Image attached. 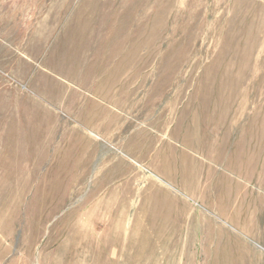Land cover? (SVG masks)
<instances>
[{
  "label": "rangeland",
  "instance_id": "rangeland-1",
  "mask_svg": "<svg viewBox=\"0 0 264 264\" xmlns=\"http://www.w3.org/2000/svg\"><path fill=\"white\" fill-rule=\"evenodd\" d=\"M0 264H264V0H0Z\"/></svg>",
  "mask_w": 264,
  "mask_h": 264
}]
</instances>
